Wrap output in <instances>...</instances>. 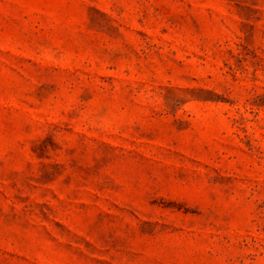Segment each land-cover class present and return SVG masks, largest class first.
<instances>
[{
  "label": "rangeland",
  "instance_id": "rangeland-1",
  "mask_svg": "<svg viewBox=\"0 0 264 264\" xmlns=\"http://www.w3.org/2000/svg\"><path fill=\"white\" fill-rule=\"evenodd\" d=\"M0 264H264V0H0Z\"/></svg>",
  "mask_w": 264,
  "mask_h": 264
}]
</instances>
